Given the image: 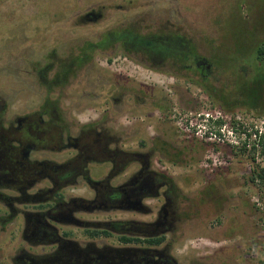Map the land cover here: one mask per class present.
I'll list each match as a JSON object with an SVG mask.
<instances>
[{
	"label": "rangeland",
	"instance_id": "obj_1",
	"mask_svg": "<svg viewBox=\"0 0 264 264\" xmlns=\"http://www.w3.org/2000/svg\"><path fill=\"white\" fill-rule=\"evenodd\" d=\"M262 2L0 0V106L6 103L9 107V119L32 114L43 102L51 101L71 113L70 120L86 123L106 112L112 94L109 83L116 84L119 76L160 91L157 111H132L138 122L147 124V131L142 137L126 140V148L136 149L141 141L147 144L155 133L153 122L166 127L162 140L176 151L167 157L156 156L154 164L171 177L183 196L176 208L180 220L174 254L180 263L196 260L203 264H263L264 201L259 199L250 176L257 164L264 167V118L238 105L232 86L223 93L204 92L182 77L143 68L137 61L124 58L116 46L112 48L115 53L101 50L88 62L78 61L86 42H97L106 32L131 29L142 36H178L201 56L216 61L214 74L218 77L219 62L226 59L228 63L238 41L252 34L258 12H264ZM216 12L221 13L223 47L215 51L221 37L209 23ZM113 74L112 80L109 76ZM119 86H114L115 96L122 94ZM175 86L181 87L176 91ZM211 114L222 115L224 121L208 126L206 115ZM120 117L123 128L131 119L123 114ZM200 130L209 131L204 136ZM65 192L83 197L93 193L82 183L69 186ZM160 202L152 200L148 206L159 207ZM18 208L34 211L37 207ZM5 210L0 204V217ZM87 218L100 222L154 220L153 216L122 212H98ZM22 226V217H18L2 230L0 220V264H11L16 250L23 245ZM66 230L72 240H86L82 230ZM117 241V236H112L105 243L118 245Z\"/></svg>",
	"mask_w": 264,
	"mask_h": 264
},
{
	"label": "flooded vegetation",
	"instance_id": "obj_2",
	"mask_svg": "<svg viewBox=\"0 0 264 264\" xmlns=\"http://www.w3.org/2000/svg\"><path fill=\"white\" fill-rule=\"evenodd\" d=\"M251 30L253 36L247 44L243 38L236 44L233 62L225 59L219 63L218 77L216 63L178 37L167 40L174 51L183 50L174 54L153 44L140 51L120 44L116 48L143 68L182 77L207 93H223L232 86L236 103L248 110L243 101L249 93L260 95L264 102V12H258ZM109 78L113 80L114 74ZM117 84L122 94L115 96ZM109 85L108 109L86 123L70 120L71 113L51 101L43 102L32 114L9 119V107L6 103L0 106V204L6 207L0 217L2 230L18 217L23 220V245L11 264H203L196 260L180 263L173 251L180 220L176 208L183 196L171 177L154 164L156 156L167 157L176 151L162 140L166 127L153 122L155 133L147 144L141 141L136 149L126 148V140L142 137L147 131V124L138 122L134 113L157 111L160 91L121 76ZM121 114L131 119L123 128ZM129 128L137 131L125 133ZM62 156L64 160H57ZM81 183L93 192L91 197L65 192ZM152 200L161 201L159 207L148 206ZM18 206L37 208L28 211ZM98 212L153 216L154 220L100 222L87 218ZM67 228L82 230L86 240H72ZM112 236H117L118 245L105 243ZM125 237L133 240L125 243ZM39 248L49 250L38 253Z\"/></svg>",
	"mask_w": 264,
	"mask_h": 264
},
{
	"label": "trees",
	"instance_id": "obj_3",
	"mask_svg": "<svg viewBox=\"0 0 264 264\" xmlns=\"http://www.w3.org/2000/svg\"><path fill=\"white\" fill-rule=\"evenodd\" d=\"M262 7L264 8V2H262ZM220 15H221V13L216 12V15L214 17H212V20H210V23H209L211 30L216 32L217 34H220V37H221L219 40L220 42L218 43L219 45L215 49V51L218 49H222V47H223V40H222V35H221L223 24H222V20L219 19ZM252 36L253 35L250 34L249 37L248 36L242 37L244 40V44H247V42L250 41V38ZM177 37L161 38L158 36H142V35L136 33L135 31H133L131 29H125L121 33L106 32L105 34H103V36L101 37V39L99 41L93 42V43L88 41L85 43V46H83L84 48L82 49V51L79 55L78 61L80 62V64L88 62L87 60H89V58L91 56H94V54L97 51L110 50L111 48H113L114 46H116L118 44H120V47H122V45H123V47L125 49L131 50V51H133V50H136V51L144 50L147 48V46L149 44L150 45L153 44L156 47H158V49L161 50L162 52L164 51V52L173 53V54H174V52H176V53L183 52V50H180V48H178V50L174 51V48L172 49L171 42L167 41V40H170L171 38L176 39ZM234 54H235V49H234L233 55L230 58V61L233 60ZM215 63H216V61H215ZM72 65L75 66L74 64H72ZM218 67H219V64H218ZM243 102L246 106H248V110L256 112L258 117L264 118V102L262 101L260 95H258V94H256V95L252 94L251 95L249 93L248 99L244 100ZM230 107H228V108H230ZM253 161L255 162L254 159H253ZM250 182L258 188V191L260 194L259 199L264 201V167H262L260 164H257L255 166V168L253 169L252 175L250 176ZM243 206L246 207V204H244ZM254 207H256V206H254ZM105 234L107 235L108 233L105 232ZM132 240L133 239H131V238H126V237L123 238V242H125V243L130 242Z\"/></svg>",
	"mask_w": 264,
	"mask_h": 264
},
{
	"label": "built area",
	"instance_id": "obj_4",
	"mask_svg": "<svg viewBox=\"0 0 264 264\" xmlns=\"http://www.w3.org/2000/svg\"><path fill=\"white\" fill-rule=\"evenodd\" d=\"M206 117H207V118H206L205 121L208 122V126H209L210 124H211V125H213V124H214V125H217L218 122H220V121H224L223 116L220 115V114H219V115H218V114H217V115H212V114H211V115H206ZM214 125H213V126H214ZM203 130H205V128H204ZM203 130H200V133H204V136L207 135L206 132L209 131V130H210L209 133H210L211 135H213V132H211L212 127H209V130H206V132H205V131L203 132Z\"/></svg>",
	"mask_w": 264,
	"mask_h": 264
}]
</instances>
